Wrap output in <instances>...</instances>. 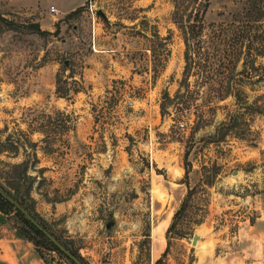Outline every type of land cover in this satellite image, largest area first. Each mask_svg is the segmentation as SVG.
<instances>
[{
    "label": "rangeland",
    "instance_id": "rangeland-1",
    "mask_svg": "<svg viewBox=\"0 0 264 264\" xmlns=\"http://www.w3.org/2000/svg\"><path fill=\"white\" fill-rule=\"evenodd\" d=\"M81 1L0 0V183L83 264H264V69L217 97L231 72L186 74L175 0ZM202 1L209 24L253 0Z\"/></svg>",
    "mask_w": 264,
    "mask_h": 264
},
{
    "label": "trees",
    "instance_id": "trees-1",
    "mask_svg": "<svg viewBox=\"0 0 264 264\" xmlns=\"http://www.w3.org/2000/svg\"><path fill=\"white\" fill-rule=\"evenodd\" d=\"M246 4L249 5L242 6L234 13L233 20L230 22L205 24L202 16L206 11L207 4L206 1L202 0H175L174 12L175 22L182 34L185 45L184 69L186 74L190 71L192 66H205V68L199 69V79H201V81H206L212 79L215 75L223 73V69H226V71L231 72L229 78L232 83L230 82L228 84L225 88L227 89L225 92H223L224 90L222 88L217 89L211 85V87L214 88L213 92L217 94V97H223L224 93L233 94L236 100L241 102V104L245 103L243 97L245 92L238 87L239 83L237 82V78L235 80V76L244 72L248 73L250 76L251 72L256 69H264L263 65L257 64V59L264 56V22L261 21L257 13L260 10L257 2L253 0L251 3L247 2ZM188 8L190 10L187 13ZM79 9L80 7L73 10L69 16L76 14ZM32 29L35 32L50 33L41 30L37 24H34ZM58 29L59 28L56 27L55 32H57ZM237 66H241L242 69L236 71ZM216 94L213 96L215 97ZM22 174H25L24 177L26 176L25 168ZM21 179L23 178L21 174H19V180ZM0 187L9 196L17 200L44 228H46V226L40 222L36 214L32 213L24 199L13 192V188L10 185L5 186L0 183ZM19 188V185H17V189ZM13 211H15L22 222V226L18 228L20 234L33 243L41 256L37 248L38 243L53 244L36 229L19 210L0 195L1 217ZM71 252L82 262V258L77 253L74 251Z\"/></svg>",
    "mask_w": 264,
    "mask_h": 264
},
{
    "label": "crops",
    "instance_id": "crops-1",
    "mask_svg": "<svg viewBox=\"0 0 264 264\" xmlns=\"http://www.w3.org/2000/svg\"><path fill=\"white\" fill-rule=\"evenodd\" d=\"M84 1V0H83ZM81 1L75 6L81 5ZM55 13H58L57 8ZM52 12V11H51ZM1 220V213H0ZM0 264H47L45 260L39 255L35 246L31 241L20 235L14 229L7 234L0 235Z\"/></svg>",
    "mask_w": 264,
    "mask_h": 264
},
{
    "label": "water",
    "instance_id": "water-1",
    "mask_svg": "<svg viewBox=\"0 0 264 264\" xmlns=\"http://www.w3.org/2000/svg\"><path fill=\"white\" fill-rule=\"evenodd\" d=\"M98 14L102 15L101 10H98ZM0 195L10 202L17 210H19L24 217L36 228L38 229L62 254H64L73 264H82V262L69 251L54 235H52L46 228H44L17 200L9 196L0 187ZM197 241V236L193 237L192 243L195 244Z\"/></svg>",
    "mask_w": 264,
    "mask_h": 264
},
{
    "label": "built area",
    "instance_id": "built-area-1",
    "mask_svg": "<svg viewBox=\"0 0 264 264\" xmlns=\"http://www.w3.org/2000/svg\"><path fill=\"white\" fill-rule=\"evenodd\" d=\"M51 11H54V8L53 7L51 8Z\"/></svg>",
    "mask_w": 264,
    "mask_h": 264
},
{
    "label": "bare ground",
    "instance_id": "bare-ground-1",
    "mask_svg": "<svg viewBox=\"0 0 264 264\" xmlns=\"http://www.w3.org/2000/svg\"><path fill=\"white\" fill-rule=\"evenodd\" d=\"M196 243V242H195Z\"/></svg>",
    "mask_w": 264,
    "mask_h": 264
}]
</instances>
